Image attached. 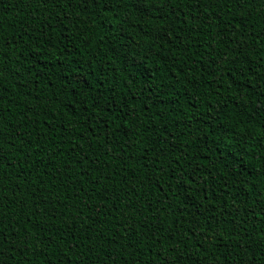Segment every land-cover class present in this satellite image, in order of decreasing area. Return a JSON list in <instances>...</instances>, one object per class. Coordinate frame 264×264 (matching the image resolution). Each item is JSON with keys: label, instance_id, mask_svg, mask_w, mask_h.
Returning a JSON list of instances; mask_svg holds the SVG:
<instances>
[{"label": "trees", "instance_id": "16d2710c", "mask_svg": "<svg viewBox=\"0 0 264 264\" xmlns=\"http://www.w3.org/2000/svg\"><path fill=\"white\" fill-rule=\"evenodd\" d=\"M0 264H264V0H0Z\"/></svg>", "mask_w": 264, "mask_h": 264}]
</instances>
